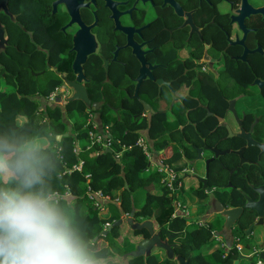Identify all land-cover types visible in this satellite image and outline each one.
I'll return each instance as SVG.
<instances>
[{
  "label": "flooded vegetation",
  "instance_id": "af4514ba",
  "mask_svg": "<svg viewBox=\"0 0 264 264\" xmlns=\"http://www.w3.org/2000/svg\"><path fill=\"white\" fill-rule=\"evenodd\" d=\"M0 29V55L22 63L43 104L87 114L94 106L67 99L84 95L104 126L128 118L126 131L151 135L152 162L177 155L171 166L194 179L203 216L189 220L186 207L184 227L166 235L153 223L171 252L128 264H264V0H0ZM208 187L222 207L206 214ZM127 229L102 241L105 257L149 236Z\"/></svg>",
  "mask_w": 264,
  "mask_h": 264
},
{
  "label": "trees",
  "instance_id": "16d2710c",
  "mask_svg": "<svg viewBox=\"0 0 264 264\" xmlns=\"http://www.w3.org/2000/svg\"><path fill=\"white\" fill-rule=\"evenodd\" d=\"M4 56L0 55L2 64L0 65V138L16 141L29 137L46 138L47 145L44 146L46 160L43 184L40 187L53 197L57 206L70 218L90 253L97 259L107 258L106 248L99 245L106 236L113 235L119 238L117 235L119 230L116 229L119 226H111L109 233L104 235L102 231L107 228L106 223L111 224L119 218V208L124 214H129L133 204L138 206L141 200H144L143 205L136 207L133 212L135 220L140 218L153 220L154 224L163 228L165 235L184 227L183 218L171 216L173 212L171 196L167 195L165 190L160 193L155 192L154 187L158 179L154 176L142 175L148 167L149 159L142 149L134 144L141 133L135 130L126 131L128 125L135 123L130 124L127 118L110 128L115 139L110 151H106V148L98 143L87 146L89 141L82 149L75 151L77 139L87 137L86 129L81 123H75L70 133L57 139V135L67 132L61 107L52 105L53 102L43 104V100L37 97L38 82L27 75V70L20 61L16 60L8 65ZM39 107L42 109L40 110ZM65 111L66 114H70L71 111L83 114L82 119L87 117L84 110ZM133 111L135 110H129V112ZM126 117H130V114ZM152 118L154 125H157L156 129L163 131L164 114ZM149 135L147 139L152 140ZM122 145H131V147L123 150L118 159L115 153L121 150ZM148 147L152 151L149 145ZM79 159L83 160L81 170H73L72 166ZM160 160L172 165L179 160V156L175 155L170 159L169 156L163 155ZM86 173L89 174L88 178L85 176ZM125 183L128 184L127 188ZM15 184L14 177L0 175V187H14ZM88 190L101 191L104 195H108L109 198L104 199L108 200L105 205L110 212H106L103 202L95 205V198L91 199L88 196ZM114 198H117L119 207L112 202ZM101 204L104 205V212L99 208ZM110 208L118 214L115 215ZM200 233L198 245L209 237L208 230ZM126 244L131 246L129 240ZM149 263L157 264L154 260ZM106 264L117 263L108 261ZM130 264H140V262L133 261Z\"/></svg>",
  "mask_w": 264,
  "mask_h": 264
},
{
  "label": "clouds",
  "instance_id": "9594fccd",
  "mask_svg": "<svg viewBox=\"0 0 264 264\" xmlns=\"http://www.w3.org/2000/svg\"><path fill=\"white\" fill-rule=\"evenodd\" d=\"M46 157L36 137L0 138V264H101L42 187Z\"/></svg>",
  "mask_w": 264,
  "mask_h": 264
},
{
  "label": "water",
  "instance_id": "95a60500",
  "mask_svg": "<svg viewBox=\"0 0 264 264\" xmlns=\"http://www.w3.org/2000/svg\"><path fill=\"white\" fill-rule=\"evenodd\" d=\"M2 32H3L2 29H0V39H3ZM67 99L68 100H79L82 103L86 102L85 104L88 107L94 106L92 108L93 110H86V113L88 114L92 111H95V112H93V122H94V126L96 127V131L98 133H100L103 137L106 136V134L104 132V122L102 120V117H101L100 113L98 112L99 110H95L96 109L95 108L96 102H91V101L88 102V100L84 97V95H79L77 97L71 95ZM48 101L51 102L52 100H48ZM52 102H54V101H52ZM62 116H63V120L67 124V132L64 134L57 135V139H60L62 136H66L68 133L71 132V128H72V123L68 119V116H67L66 111L64 109H62ZM146 141L149 144L150 148L152 149V152H156L157 150L154 147L153 143L148 139H146ZM196 150H197V152H199L198 148ZM106 151H110V149L106 148ZM197 158H199V157L197 156ZM149 164L150 163H148V165ZM186 176L187 175L185 174L184 177H186ZM194 177H196V176H194ZM179 181H181V178H178L176 183H178ZM202 181H205V180L202 179ZM127 187H128V184L125 183V188H127ZM206 191L210 192L207 201L205 202V204H203L204 207H207V208L209 207L208 210H206V214H208L209 211L217 212L218 209H220V207H222L221 203L218 200H215L217 198L215 196H213V194L211 193L210 187H208L206 189ZM206 194H208V193L206 192ZM97 200H98V202H100V203L103 202L104 204H106L108 202L107 199L97 198ZM112 202L115 204V206L119 207L118 201L112 200ZM134 206H135V204H133L132 211L129 214H124L122 212V210H120V208H119L120 217L117 220H114L111 224L107 225L106 226L107 228L102 231V234H104V235L108 234L111 226H116V225L120 226L122 223H125L132 230L146 228L149 232V236L146 237L145 239H142L138 243H136L132 250L125 252L122 255H116L114 257H107L104 259H99L101 261V264H106L108 261H112V262L117 263V264H128L129 259L136 258L140 255H146V254L150 253L152 250H155L157 248H161L165 252H168V253L171 252L170 247L167 245L166 239H164V240L161 239V237L159 235L160 231L154 230V228H153L154 221L153 220L145 219L141 223H139V221L134 219L133 212H134V210H136V206L135 207ZM222 214L224 215V213H222Z\"/></svg>",
  "mask_w": 264,
  "mask_h": 264
},
{
  "label": "built area",
  "instance_id": "2783aa9c",
  "mask_svg": "<svg viewBox=\"0 0 264 264\" xmlns=\"http://www.w3.org/2000/svg\"><path fill=\"white\" fill-rule=\"evenodd\" d=\"M85 129L87 132L86 139H87V141H89V144L87 146H89L90 144H93V143H98V144H101L105 148H109V149L111 148L112 142L115 139L110 132V128L108 126H104V132H105L106 136L103 137L100 133H98L96 131V128L93 124V115L92 114H88L86 119H85ZM117 142H119V141L117 140ZM134 144L139 146L142 149V151L145 153L146 157L149 159V163L151 164L152 163L151 151H150L148 144L145 141V139L142 136H138V138L136 139ZM75 145H76V149H74L75 151H78L81 149L79 146V139H77ZM130 147H131V145H128V146L122 145L121 150L118 151L117 153H115V157L119 159L122 151L125 149H129ZM82 165H83V160L79 159V161L76 164H74L72 166V168H73V170H81ZM157 167H158V172L160 174H162L160 179H159V182L161 183L163 190H165L164 192L167 195L171 196V206L173 207V212H172L171 216L172 217L178 216V215H180V211L184 212L186 209V205L182 204L177 199H175L173 194H172V192L175 189V186H180V183H181V181L176 183V181L178 180V173L174 169L173 166H171L169 164H165L163 162L157 163ZM182 171H185V169H183ZM85 176L88 178L89 174L86 173ZM88 193H89L88 196L91 199L95 198V205H98V203H99L97 198H100V199H104L105 197L109 198L108 195H104L101 191H90V190H88ZM114 200H117V198H114ZM99 208H100V210H103V204H101L99 206ZM107 225H109V224L106 223V226Z\"/></svg>",
  "mask_w": 264,
  "mask_h": 264
},
{
  "label": "rangeland",
  "instance_id": "374dc122",
  "mask_svg": "<svg viewBox=\"0 0 264 264\" xmlns=\"http://www.w3.org/2000/svg\"><path fill=\"white\" fill-rule=\"evenodd\" d=\"M82 115L83 114H80V113H77V112H73L71 114V117L68 116V119L72 123V127H74L75 123H81L82 127L85 129V119H82ZM40 141H41L42 144L45 143V142L47 144L46 138H45V140H43V141L40 140ZM86 143H88L86 138L85 139H79V146H80L81 149L85 146ZM159 151L160 150H158V152ZM196 162H198V161L196 160ZM188 173L189 174H195V169H193V168L189 169ZM142 175L145 176V177L154 176L156 179H158L157 183L155 184L154 190H157L158 191L157 193H160L163 190L162 185L159 182V179H160L162 174H160L158 172V167H157L156 163L152 162L146 168V170L143 171ZM5 177H8V176H5ZM178 178H181V185L180 186H175V189L172 192V194H173L175 199H177L182 204L186 205V207H187V209L189 211V220L196 221V220H198L199 217L203 216V209L197 208L196 207L197 206L196 198L191 197L190 188L194 185V179L191 178V177L182 178V174H179ZM143 203H144V200H141L139 202V205L138 206L136 205V207H141L143 205ZM104 205H103V208H104ZM195 207H196L197 210L195 209ZM110 209L112 210V212L115 215L118 214L112 208H110ZM105 210H106V212H110L109 208L107 207V205H105ZM119 217H120V215H119ZM217 219H218V217H215L214 215L208 216L205 219L206 222L209 224L210 229H212L213 231L219 230V228L221 226V224L218 222ZM194 226H197V225L196 224L188 225L189 228H193ZM116 229L119 230V233L121 235H126V234L129 233L128 229L125 226L118 227ZM129 236H130V233H129ZM131 238H133V237H131ZM208 249H209V246H204V250L205 251L208 250Z\"/></svg>",
  "mask_w": 264,
  "mask_h": 264
},
{
  "label": "crops",
  "instance_id": "0c3cea01",
  "mask_svg": "<svg viewBox=\"0 0 264 264\" xmlns=\"http://www.w3.org/2000/svg\"><path fill=\"white\" fill-rule=\"evenodd\" d=\"M39 140H45V138H38ZM45 142V141H44ZM43 145L45 146V145H47L46 144V142L45 143H43ZM156 163V162H155ZM157 164V163H156ZM180 185H181V183H180ZM155 192L157 193L158 191L157 190H155ZM101 211H103V210H101ZM104 212V211H103ZM123 226H125L126 228H129L128 226H127V224H125V223H123Z\"/></svg>",
  "mask_w": 264,
  "mask_h": 264
}]
</instances>
